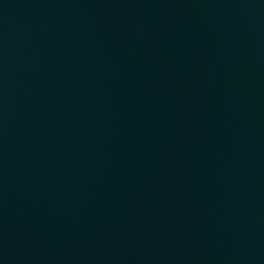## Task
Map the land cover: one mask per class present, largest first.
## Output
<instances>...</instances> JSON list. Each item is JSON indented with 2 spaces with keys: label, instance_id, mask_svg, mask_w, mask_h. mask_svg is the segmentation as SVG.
Returning <instances> with one entry per match:
<instances>
[{
  "label": "water",
  "instance_id": "95a60500",
  "mask_svg": "<svg viewBox=\"0 0 264 264\" xmlns=\"http://www.w3.org/2000/svg\"><path fill=\"white\" fill-rule=\"evenodd\" d=\"M0 264H264V0H0Z\"/></svg>",
  "mask_w": 264,
  "mask_h": 264
}]
</instances>
